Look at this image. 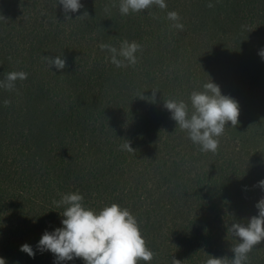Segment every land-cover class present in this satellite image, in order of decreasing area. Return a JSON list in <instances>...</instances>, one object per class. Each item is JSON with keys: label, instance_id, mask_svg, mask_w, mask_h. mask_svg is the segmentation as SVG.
Returning <instances> with one entry per match:
<instances>
[{"label": "trees", "instance_id": "obj_1", "mask_svg": "<svg viewBox=\"0 0 264 264\" xmlns=\"http://www.w3.org/2000/svg\"><path fill=\"white\" fill-rule=\"evenodd\" d=\"M80 2L65 19L58 0H0V80L28 73L14 90L0 88V257L55 264L37 243L62 227L54 201L79 192L88 208L117 203L136 216L150 264L232 258L238 241L227 228L258 214L264 196V0H166V9L126 16L119 0ZM125 39L142 49L134 66L117 68L100 44L119 49ZM57 55L63 70L45 60ZM210 78L240 109L215 153L201 152L163 106L188 101ZM153 88L155 103L139 98ZM126 140L134 151L121 149ZM248 264H264V242Z\"/></svg>", "mask_w": 264, "mask_h": 264}, {"label": "clouds", "instance_id": "obj_2", "mask_svg": "<svg viewBox=\"0 0 264 264\" xmlns=\"http://www.w3.org/2000/svg\"><path fill=\"white\" fill-rule=\"evenodd\" d=\"M62 5L65 19H71L69 13L78 12L83 8L80 0H58ZM112 7H116L113 3ZM166 9V0H119V12L126 16L139 13L152 7ZM207 7L214 4L209 2ZM109 7L105 6V11ZM83 14H88L85 11ZM82 14V15H83ZM81 16V15H80ZM167 20L171 27L183 31L184 24L177 11H168ZM102 51L110 54V62L117 68L134 66L138 62L137 53L142 45L136 41L123 40L119 49L111 44H100ZM264 58V49L259 51ZM49 66H55L57 70L66 68V61L62 56L55 58L45 57ZM28 78L25 71H11L0 80V88L12 91L16 88V82ZM157 88L152 89L148 99L155 103ZM5 105L9 101L4 102ZM163 106L171 113V118L176 122V127L187 134V137L201 152H217L219 138L224 134L227 125L236 128L239 123L240 109L238 102L221 92L218 84L211 78L202 85L201 90H193L188 101L183 99H163ZM122 150L134 151L129 141L121 146ZM258 186L264 191V179L258 181ZM84 197L79 192L61 194L58 201H54L57 207H63L62 227L53 231H45L37 243L40 252L49 251L55 257V264L80 258L84 264H150L155 253L148 247L136 216L126 207L117 203H111L100 210L88 208L83 203ZM258 214L248 218L247 222H232L227 232L238 243L232 245V258L227 256L215 257L208 255L205 264H248L249 253L261 242H264V196L256 203ZM238 238V239H237ZM20 250L30 257H35L32 246L25 243ZM182 261L172 258V264H181ZM0 264H6V260L0 257Z\"/></svg>", "mask_w": 264, "mask_h": 264}]
</instances>
